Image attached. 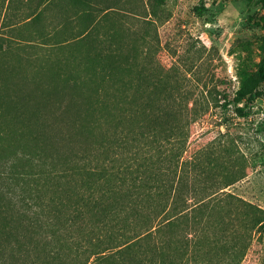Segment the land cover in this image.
Returning a JSON list of instances; mask_svg holds the SVG:
<instances>
[{
    "label": "trees",
    "instance_id": "trees-1",
    "mask_svg": "<svg viewBox=\"0 0 264 264\" xmlns=\"http://www.w3.org/2000/svg\"><path fill=\"white\" fill-rule=\"evenodd\" d=\"M62 1L83 8L78 24L70 27L65 17L57 31L67 33L64 39H55L53 27L38 33L43 44L74 47L99 35L105 22L89 0ZM12 36L0 33V264H90L93 256V264H189L202 253L177 248L174 235L161 245L152 239L215 209L224 197L253 206L223 190L236 181L232 174L223 187L189 185L206 180L209 168L197 151L184 155L191 130L173 95L178 81L151 73L143 95L135 50L130 58L131 50L122 53L123 45L111 41L92 45L88 55L72 51L57 66L35 58L23 69L11 58ZM257 73L264 79V60ZM222 96V108L237 101ZM234 110L249 115L244 106ZM176 139L175 149L160 151ZM253 213L264 231V217ZM242 255L226 264H239Z\"/></svg>",
    "mask_w": 264,
    "mask_h": 264
},
{
    "label": "rangeland",
    "instance_id": "rangeland-1",
    "mask_svg": "<svg viewBox=\"0 0 264 264\" xmlns=\"http://www.w3.org/2000/svg\"><path fill=\"white\" fill-rule=\"evenodd\" d=\"M43 1L0 0V33L16 39L10 42L15 63L21 61L22 68L27 69L29 61L39 58L49 68L66 60L72 51L88 55L94 45L107 47L111 41L115 46L123 45L122 53L131 50L130 58L135 56L132 54L135 50L143 71V95L150 91L147 77L151 73L153 78L167 75L171 82L178 81L173 95L191 130L187 143L190 150L184 155L189 157L197 151L209 168L206 180L196 181L194 177L195 184L189 185L223 187L225 176L232 174L236 181L223 190L253 205L237 200L230 203L232 198L224 197L215 209L189 217L173 231L164 227L166 230L152 240L161 245V238L171 239L174 235L177 248L182 246L191 254L200 251L202 258L192 257L189 264H226L242 253L239 264H264V231L256 224V215L252 216L257 211V216L264 217V79L257 73L264 60V3L89 0L95 16L105 22L99 35L85 37L74 47L73 44L62 47L43 44L44 39L38 33L53 27L57 32L65 17L73 21L70 27L77 26L75 16L83 8H74L62 0L50 7L47 3L40 5ZM38 5L42 18L35 21L32 16ZM106 8L109 9L104 12ZM111 34H115L114 40ZM66 35L57 32L54 38L63 40ZM96 36L97 41L93 38ZM8 43L5 41V45ZM224 93L237 99L226 109L217 106L224 101ZM235 105L244 106L249 115L239 116ZM179 142L176 139L171 144H162L160 151L175 149ZM194 167L193 173L197 171ZM214 174L219 175V180H212ZM158 253L151 257L158 258ZM93 259L94 256L90 264Z\"/></svg>",
    "mask_w": 264,
    "mask_h": 264
}]
</instances>
